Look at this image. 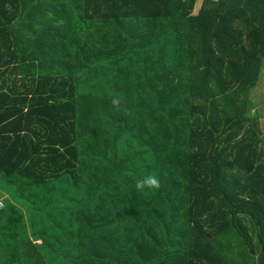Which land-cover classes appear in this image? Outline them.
Wrapping results in <instances>:
<instances>
[{
  "label": "trees",
  "instance_id": "trees-1",
  "mask_svg": "<svg viewBox=\"0 0 264 264\" xmlns=\"http://www.w3.org/2000/svg\"><path fill=\"white\" fill-rule=\"evenodd\" d=\"M53 1L0 0V264H264V0H80L35 30Z\"/></svg>",
  "mask_w": 264,
  "mask_h": 264
},
{
  "label": "rangeland",
  "instance_id": "rangeland-1",
  "mask_svg": "<svg viewBox=\"0 0 264 264\" xmlns=\"http://www.w3.org/2000/svg\"><path fill=\"white\" fill-rule=\"evenodd\" d=\"M53 2L64 4L65 8L63 9H65L66 14L64 13L63 16L57 17L56 16L57 13L60 15L57 9H54L52 12L49 11L50 13H44V14H40L37 11V14L36 15L34 14V17H33V21H34L33 27L35 28V30L39 26L43 25L42 22L47 19L66 21L72 27H75L79 25L78 23H81L80 22L81 18L79 17V11H78L80 0H54ZM49 15H52L53 17L48 18ZM23 27L24 25L23 26L21 25L15 30L17 34V37H16L17 41H24L23 38H24L25 33L27 35L32 34V32L24 31ZM250 96L253 102V109L251 110L250 115L259 118L260 129L264 133V63H263V67H262V70L259 76L258 84L257 86H255L253 90H251ZM3 198H5V191H4V186L2 182L0 181V200Z\"/></svg>",
  "mask_w": 264,
  "mask_h": 264
},
{
  "label": "clouds",
  "instance_id": "clouds-1",
  "mask_svg": "<svg viewBox=\"0 0 264 264\" xmlns=\"http://www.w3.org/2000/svg\"><path fill=\"white\" fill-rule=\"evenodd\" d=\"M112 103L114 106H117L118 109L120 100L118 98L113 99ZM160 187H161L160 179L155 174H149L147 176H144L143 178L138 179L135 184L136 190L140 192H143L145 189L158 190Z\"/></svg>",
  "mask_w": 264,
  "mask_h": 264
},
{
  "label": "built area",
  "instance_id": "built-area-1",
  "mask_svg": "<svg viewBox=\"0 0 264 264\" xmlns=\"http://www.w3.org/2000/svg\"><path fill=\"white\" fill-rule=\"evenodd\" d=\"M3 207V203L0 201V208H2Z\"/></svg>",
  "mask_w": 264,
  "mask_h": 264
}]
</instances>
